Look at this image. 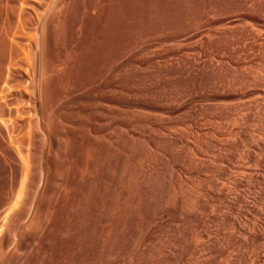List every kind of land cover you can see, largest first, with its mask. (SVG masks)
Instances as JSON below:
<instances>
[{
  "label": "bare ground",
  "instance_id": "bare-ground-1",
  "mask_svg": "<svg viewBox=\"0 0 264 264\" xmlns=\"http://www.w3.org/2000/svg\"><path fill=\"white\" fill-rule=\"evenodd\" d=\"M139 1L0 0V264H133L136 263L135 261L139 259V254H141V244H138L136 234V227L138 226L135 223H140L139 221L146 215L144 214L142 216L141 213L144 212L141 209V204L144 201L143 206L147 203L146 206H149L148 209L151 208L149 211H152V214L150 213L151 223L152 218H162L163 214L160 212L162 214L160 216V213H158V210L162 211L160 207H171L174 203L176 205L180 203V207L178 208V210L180 209V216L181 213L191 215V209H194L193 212H195V215L196 213H200L197 210H201L202 213L204 210H212V207L208 209L213 204L211 200V205L209 203L210 206L208 207L206 201L204 202L205 198L199 194L200 190H196L195 192L189 191L191 190V188L187 189L189 184L187 186L183 185V181L180 180L179 175L175 180L174 178H170L171 176L167 181L163 179L160 181L158 179L160 177H157L158 174L156 173L159 171L155 172L158 167H152L154 164L151 163L162 157L164 152L166 154L167 148L165 149L166 151L164 150L165 147L162 149L160 147L161 142L169 143L170 146L168 144L167 146L170 148V151H176L179 147H184L179 150H183L184 156L191 161L195 160L194 151L201 155L205 152V150L202 152L204 147L206 151L208 150L212 153L211 155L215 154V163L217 162L220 165H213L214 162H211V164L213 163L211 165L209 158L208 164L210 166L208 167V164L205 165L206 163L204 165L210 168L213 171L212 173H215L214 175L220 174L218 176H221V178L224 176L226 178L229 177L227 178L229 181L231 178L236 179L238 181L236 185L237 189L234 186L235 182L232 180V188H230V184L229 188L224 187V184L227 183L224 180V182L220 180L224 183L223 187L225 189L227 188V191L222 190V187L219 188V183L213 182L212 180L210 181L211 183L207 182L210 186L206 184V187L211 188V191L205 189L208 191L204 195H210L209 198L216 199L217 202H224L227 207L229 206L228 208L234 207L237 204H234V200L232 201L230 198L239 201L238 206L240 202L248 206L246 212L248 211L247 213L248 216L250 215V218L244 216L246 220L245 223L242 221V224L239 221L242 218V216L240 217L241 214H236L238 216H235L234 212H232L237 209L236 206L235 210L231 208L232 211H230L223 203L221 204L230 211L227 210L228 214L226 215L224 211L223 214L225 216L231 214L230 216L234 215L235 217L232 216V218L229 216L230 218L227 219L223 215L226 218L225 220L223 216L221 218L218 215L221 218L220 224L216 223L219 224V228H215L214 226V230L210 227L211 231H208L209 233L217 232L219 236L217 235V237L213 238L210 233L213 240L209 237L210 241H204L206 244L204 242L202 243L205 246H203L204 248L198 246L200 250L202 248L204 249H202L203 253L201 251L199 253L198 250V256L194 253L195 251L197 252V249H194L196 248V244L195 247L192 246L194 249L193 256H195L196 260L194 264H264L263 225L259 229L261 226L259 224L261 221L259 222V220L264 217V207H262L264 206V57L263 60L248 59L249 61L239 58L241 53L246 54L251 51L249 52L251 54L255 50L264 51V6L261 7L263 13H259L263 17V20L257 14L239 12V10H234V14L230 16L218 15L216 7L211 4L204 5L200 9L203 10L201 12L197 10L199 13L193 11L192 14L188 10L191 16L186 15V18L184 17L185 20H182L183 22L178 28H176L177 26L172 27L174 30L171 31L170 27L168 32H166L168 28L164 30L166 35L163 33V39H159L160 42H163L162 47H164V42L168 44L169 41L174 42L173 44H180L178 45L179 47L184 44L185 50L183 49L184 47L182 49L185 51H183L185 53L184 58L186 56L187 58H182V60L177 57L182 61L177 59L179 61L175 64L177 68L174 65L172 68L174 67L176 69L173 70L179 79L181 78L180 82L185 88H187L186 86H192L193 89H204L203 93H200V90L198 91L200 95L195 94V99L197 97L198 101H205L206 103L203 102L205 104L208 103L207 101H210L206 106L207 108L202 107L201 102V108L199 104L197 107L200 108L199 110L203 109L206 111L204 112L202 110L206 114H202L203 112L199 114L204 117L202 118L201 116L202 119H205L206 122H208L207 120H212L215 123L208 127L204 123L205 128L201 129L199 127L201 130L198 128L196 134L192 131L194 133L193 135L191 130V134L187 131L189 136L191 135L192 138L194 137L196 139L195 142L197 143H194V146L192 145L193 148L190 143H187L189 142V138L185 134V131L181 135L179 130H173L175 125H161L162 120L159 124L158 119L155 122L150 119L154 115L152 111L153 115L150 117H147L148 115L145 116L148 113H145L143 109H146L147 106L145 107L141 104L139 102L140 99L137 100L138 102H134V100L127 101L125 98L127 94L125 92L126 90L124 91L125 74L130 76L125 71H127V67L131 66L129 65L130 63L134 65V68L138 64L134 61V56L137 54V49L140 48L138 47L141 36L139 35V13L141 11H139L140 8L138 7ZM243 2H250L253 5L259 4L257 0H244ZM126 4L130 6H126L127 9L132 7L128 13L126 12L128 15L122 14V9L125 8L124 6ZM244 5L247 6L246 4ZM188 8L190 9V6ZM127 9L124 10L126 11ZM148 9L146 8V10ZM185 12L187 13V11ZM194 13L197 14L195 15ZM179 18L181 19V17ZM151 20L154 21L153 19ZM247 21L252 23L253 26L249 28L248 25L246 27ZM242 22L246 28L240 26L243 24ZM245 22L247 23L245 24ZM143 26L145 27L147 25ZM159 27L157 26V28ZM125 31H128L130 35L127 34V36ZM141 31L144 30L142 29ZM158 32L154 35L157 36L159 34L158 36H160L161 33ZM124 33L127 36L126 39L124 38ZM144 35L147 39V35ZM150 37L152 38V36ZM143 38L140 39V43H142L141 40L146 41ZM158 41L156 40V43ZM158 44L160 43L158 42ZM157 47L159 48V46ZM176 48L174 51H176ZM162 51L166 52L164 49ZM187 51L189 57L191 55L190 53L194 54L195 52L198 55L200 54V56L204 55L202 58L199 56L201 59L206 58L200 60V58H196V55H193L192 57L194 59L192 57L188 59ZM152 52L156 53L155 49ZM126 57H128L130 63L128 62L129 60L126 61ZM252 57L255 58L256 55ZM175 60L173 61L175 62ZM166 61L169 62V60L165 59V63ZM127 62L129 66L125 65ZM163 63L162 65L167 66V63ZM165 66L163 67L165 68ZM137 68H135L136 71L142 69L141 67L140 69ZM170 68H168V72H165L166 74L169 73ZM254 68L259 69V71H254ZM174 71L172 72L173 75ZM129 73L131 74V72ZM152 74L150 71L151 76ZM164 74L159 76L163 77ZM169 75L171 76V73L167 76ZM170 76L167 78L173 77ZM164 77L166 80V76ZM174 79L172 80L174 81ZM176 81L179 80L177 79ZM155 84L156 82H154ZM249 84L257 87L244 90ZM126 88L129 89V86ZM156 90L155 92H157ZM205 90L206 92L204 93ZM128 92L130 94V91ZM182 94L184 95V92ZM166 96L158 99L162 100V103L163 100L164 103L175 100L172 99L173 97L169 96L170 99ZM146 98L148 99L149 97L147 96ZM190 99L192 100L179 101V99L178 101L180 103L174 104L173 110L182 112H186L187 110L190 112L192 110L190 112L191 115L193 109L195 111L198 109H196L197 107L193 108L197 105L193 103L195 99ZM158 102L160 103V101ZM162 103L160 104L162 105ZM166 103L165 105L168 104ZM168 106H171V104ZM167 109L162 108V110L166 111L165 113H167ZM147 110L145 111L147 112ZM199 110L198 113H200ZM156 113L155 111V115ZM198 113L196 114L198 115ZM178 114L180 115V113ZM156 116L160 117L158 115ZM196 123L194 122L193 124L196 125ZM220 123H225L226 125L223 124V126H220ZM208 124L211 123L208 122ZM197 125L199 126L200 124L198 123ZM197 125L195 126L196 129ZM177 131L179 134H177ZM144 132L147 134H144ZM231 148L235 149V151L233 149L231 151ZM142 150L144 155L139 158L140 151ZM175 151L173 153H176ZM172 156L170 154V157ZM181 156L183 157V155L179 157ZM141 158L144 160H141ZM147 158L153 160L151 161ZM146 159L148 162L151 161V163L149 162L151 165ZM203 159L201 162L205 160ZM191 161L186 162L190 164ZM167 163L170 165V162ZM194 163L197 164L196 162ZM188 167L190 168V165ZM167 169L168 167L165 170L167 171ZM185 169L188 168L185 167ZM203 171L205 172L204 169ZM212 179H215V177ZM197 180L199 181V179ZM216 180L218 181V179ZM198 181L196 182L198 183ZM202 181L204 182L203 179ZM204 185L201 187H204ZM201 187L199 189H202ZM247 193L249 195L252 193L250 198L254 199L251 200L248 197L249 199L246 200ZM177 200H179V203H177ZM247 201H250V203H247ZM259 202L261 205L258 204ZM239 207L238 209H241L242 206L240 205ZM221 209L223 210V208ZM214 214L216 215V213ZM155 215H159V217ZM199 216L196 215V217ZM167 217L169 218V216ZM129 219L136 221L133 224L136 227L132 226L131 232L129 231V234L131 233L130 235H132L130 239L132 249L130 250L128 248L131 251L128 260L123 254L124 251L126 253V250L123 251L125 245L123 244L122 236L125 233L123 231ZM210 219L212 218L210 217ZM141 223L139 225L145 228L146 233L141 232L148 234L149 226L148 228L147 226L145 227L144 224L146 222H143L144 224ZM156 224L158 223L156 222L153 225L155 226ZM194 224L196 227L197 223ZM189 226L191 225L189 224ZM195 227L193 228L195 229ZM229 227L231 228L229 229ZM178 228H181V230L184 229L182 227ZM235 229L239 235H236V233L234 235ZM196 230L193 231L194 233L191 232L190 236L188 235L191 240L195 238L193 235H196V237L201 235L202 237L203 233L200 234L202 231ZM177 231L179 232V230ZM165 234H162V236L160 234L158 235L165 237ZM125 236L127 235L125 234ZM183 236L181 232V236L180 234L179 236L173 235L172 238L178 243L177 245L180 244L183 248H186L191 243L186 244L188 243V239ZM242 236L247 237L241 238ZM245 238H248V241L244 240ZM130 241L127 240V242ZM193 241L196 240L193 239ZM193 241L192 245L195 243ZM198 242L200 241L198 240ZM259 244H262V251L260 248L259 251L256 250L260 246ZM146 246H143V248ZM159 247V250H161V245ZM189 247L191 248V246ZM174 248L171 249L176 250L179 255L186 251L184 249L185 251L182 252L183 249L180 250L181 247L178 249V246ZM162 249L164 250V248ZM179 250L182 253H179ZM149 251L151 252V250ZM169 253V257H172ZM186 253L187 251L182 255L186 256ZM191 253H187L189 257L192 255ZM160 257L157 259L160 260ZM190 259L188 260L190 261ZM182 260L185 261V259ZM188 260L186 261L188 262ZM193 261L194 258L192 259ZM192 262L189 264H193Z\"/></svg>",
  "mask_w": 264,
  "mask_h": 264
},
{
  "label": "rangeland",
  "instance_id": "rangeland-1",
  "mask_svg": "<svg viewBox=\"0 0 264 264\" xmlns=\"http://www.w3.org/2000/svg\"><path fill=\"white\" fill-rule=\"evenodd\" d=\"M150 1H151V0H149V1H148V0H140L139 2H140L141 4H140V3L138 4V5H139L138 7L140 8V9H139V8H138V9H139V11L141 10L140 13H139V15H140V19H139V25H140V26H139V35H141V36H140V39H142L143 37H145L144 34H146V35H147V39H146V37L143 38V39H145V40L147 41V43H146V41H144V40H141L142 43H140V39H139V42H138L139 45H138V47H140V48H138L139 50L137 49V54H138V55L136 54L137 57L139 56V58H137L136 55L134 56V58H135L134 61L138 63V64L136 65L135 68H137L138 65H139L138 68L140 69V67H141L142 69H140L139 71H138V70L136 71V69L133 67L134 65H132V64L130 63V60L128 59V57H126V59H127L126 61L129 60L128 62H129L130 64L127 62V64H125V65H128V64H129V65H131V66H129V65H128L129 67L125 66V67L128 68V69H126L127 71H125V73H128V75H130V76H127V74H125V76H126L127 78L125 77V81H124V85H125V86H124V91L126 90L125 92H126L127 94H129L128 91H130V94H129V95H127V94L125 95V94H124V95L126 96L125 98L127 99V101H128V100H130V101H131V100H132V101L134 100V102H138L137 100L140 99L139 102H140L141 104H143L145 107L147 106L146 109H143L145 113H148V114H145V116L148 115L147 117H150V116L153 115V113H154V115H153L154 118H153V116H152V117H150V119L154 120L155 122H157V121L159 120V121H158L159 124L162 122L161 125H166V126H167V125L170 126V125L173 124V126L175 125V127L173 128V130H175V131H176V130H179V131H180V134H181V133L183 134L184 131H185V134H186V135L188 136V138H189V139H188L189 142H187V143H190V144H191V147H193V146H194L193 144H194V143H197V142H195L196 139H195L194 137L192 138L191 135H190V136H191V137H190V136L188 135L187 131L190 132V130H191V132L194 131L195 134H196V133L198 132V128H199V127H200L201 129L205 128V127H204V123H205V126H207V127H208L209 125H210V126H211V125H214V123H215V121L207 120L209 123H211V124H208V122H206L205 119H202V118H204V117H203L202 115H199V114H201V113L204 111L203 109H202L203 111H202V110H199V109L201 108V105H202V107L205 108V107L209 104L210 101H207L208 103L205 104V103H206L205 101H202V102H201V101H198L197 97H196V99H195V96H196L195 94H196V93L199 94V92H200V93H201V92L203 93V90H204V89H203V90H200L199 88H194V89H193L192 86H190L191 88H190L189 86H186L187 88H185V86H183L182 83L180 82V81H181V80H180L181 78L179 79V77L177 76V74H176L175 71H174V70H176V69H175L174 67L172 68L173 65L177 68V66H176L175 64H176V62H177L178 60H179V61H182V60H183L182 58H184V56H185V53H183V51L185 50L184 44L181 43L183 46L181 45V46L179 47L178 45H180V44L177 45V44L175 43V44H176V45H175V44H173L174 42H172V41L170 42V41H169L168 44H166L167 42H166V43L164 42V47H165V44H166V47L164 48V47H162L163 42H160L159 39H163V37H164V36H163V33L165 32L164 30H166L167 28H168V30H166V32L169 31V28H170V27H171V31H172V30H174V28H172V27H176V26H177L176 28H178V26H181L182 22H183V21L185 20V18H186V17H185L186 15H187V16H188V15L191 16V13L193 14V11H194V12H197V13L203 11V10H200V9H201L202 7H204V5L206 6V5H208V4H211L212 6H215L216 9H217V11H218V12H217L218 15L221 14V15H223V16H230V15H233V14H234V13H233L234 10H239V12H246V13H249V14H257V15H259V17H261V15H260L259 13H263L262 10H261V7L264 6V0H257V2L259 3L258 5H253V4H251L250 2L245 3V2H243L244 0H152V1H151L152 4H150V3H151ZM144 2H145V3H144ZM146 2H147L148 4H147ZM145 4H146V5H145ZM244 4H246L247 6H245ZM129 5H130V4H129ZM149 5H150V6H149ZM188 5L190 6V9L188 8V7H189ZM126 6H127V7H130V6H128V4H126V5L124 6L125 8H123V6H122V8H123V9H122V11H123L122 14H127V13L129 12V10L132 8V7H131V8H128V9H127ZM148 7H150V8L148 9ZM146 8H147L148 10H146ZM151 8H152V9H151ZM154 8H155V9H154ZM185 8H186V9H185ZM124 9H127V10L125 11ZM188 10L191 11V13L188 12ZM197 10H200V11L198 12ZM152 11H153V12H152ZM185 11H187V13H186ZM124 12H125V13H124ZM126 12H127V13H126ZM151 12H152L153 14H152ZM188 13H189V14H188ZM197 13H194V14L196 15ZM127 15H128V14H127ZM127 15H126V16H127ZM150 15H151V17H150ZM152 15H153V16H152ZM177 15H178V16H177ZM262 15H263V14H262ZM122 16H124V15H122ZM126 16H125V18H126ZM154 16H155V17H154ZM146 17H147V18H146ZM148 17H149V18H148ZM176 17H178V18H176ZM179 17H181V19H180ZM184 17H185V18H184ZM142 18H143V19H142ZM144 18H145V19H144ZM175 18H176V20H175ZM262 18H263V17H261V19H262ZM123 19H124V18H123ZM141 19H142V20H145V21H142ZM146 19H147V20H146ZM150 19H153L154 21H152V20L150 21ZM263 19H264V18H263ZM263 19H262V20H263ZM160 20L162 21L161 23H160ZM182 20H183V21H182ZM148 21H150L151 23L148 22ZM156 21H157V22H156ZM165 21H166V22H165ZM167 21H168V22H167ZM177 21H178V22H177ZM263 21H264V20H263ZM140 22H141V23H140ZM174 22H175V23H174ZM180 22H181V23H180ZM247 22H248V21H247ZM247 22H245V24H246ZM143 23H144V24H143ZM147 23H148V24H147ZM162 23H163L164 25H163ZM173 23H174V24H173ZM242 23H243V22H242ZM242 23H241V24H242ZM248 23H249V24H248ZM248 23L246 24V25H247L246 27H248V25H249V28H250V26H251V27L253 26L252 23H250V22H248ZM141 24H142V25H141ZM149 24H150V26H149ZM158 24L160 25V27H159ZM177 24H178V25H177ZM179 24H180V25H179ZM143 25H147V26L144 27ZM161 25H162V26H161ZM171 25H173V26H171ZM142 26H143V28H142ZM153 26H154L155 28H154ZM157 26H158L159 28H157ZM168 26H169V27H168ZM240 26H242L243 28H246V27H244V26H245L244 23H243L242 25H240ZM152 27H153V30H152ZM163 27H164V28H163ZM146 28H147V29H146ZM148 28H149V29L151 28V29L149 30ZM142 29H143L144 31H141ZM161 29H162L163 31H162ZM148 30H149L150 32H149ZM158 31H159V32H158ZM161 31H162V32H161ZM125 32H126V35H127V34L130 35L128 31H125ZM127 32H128V33H127ZM145 32H146V33H145ZM154 32H156V33H154ZM157 32H158V33H161V34H160L161 37L158 36L159 34H158L157 36L154 35V34H157ZM152 33H153V35H154L155 38L153 37V35H151ZM169 33H170V32H169ZM148 34H150V35H148ZM164 34H165V33H164ZM124 35H125V33H124ZM126 35L124 36L125 39H126L127 36H128V35H127V36H126ZM165 35H166V34H165ZM148 36H149V37L152 36V38H154L153 40H155V39H156L157 41L159 40L158 42H159L160 44H158V42L156 43V40H155V42H153V40H151L152 38H151V37L149 38ZM162 36H163V37H162ZM159 37H160V38H159ZM157 38H158V39H157ZM148 39H150V40H148ZM143 43H144V44L146 43V44L144 45ZM151 43H153V44L151 45ZM170 43H171V44H170ZM179 43H180V42H179ZM148 44H149V45H148ZM154 44H155V45H154ZM141 45H142V46H141ZM143 45H144V46H143ZM160 45H161V46H160ZM170 45H171V46H170ZM172 45H174V46L172 47ZM157 46H159V48H158ZM176 46H177V48H176ZM143 47H144V48L146 47V48L144 49ZM147 47H148V48H147ZM151 47H152V48H151ZM155 47H156V48H155ZM160 47H162V48H160ZM169 47H170V49H169ZM183 47H184V48H183ZM142 48H143V49H142ZM166 48H167V49H166ZM175 48H176V51H174ZM178 48H179V50L177 51ZM182 48H183L184 50H183ZM151 49H152V50H151ZM154 49H155L156 53H155V52H154V53L152 52V51H154ZM162 49H164V51H166L167 54H166V52H163ZM142 50H143V51H142ZM146 50H147V51H146ZM158 51H159V52H158ZM161 51L163 52V54H162ZM211 51L213 52V50H211ZM256 51H257V50L253 51V52H254V55H253V52H252L251 54L249 53V52H251V51L247 52L246 54H245V53H241V54L239 55V58L242 59V60L247 59L246 61H249V60H251V59H252V60H258V59L260 60V59H262V60H263V57H264V56H262V55H264V51H261V50H259V51H257V52H256ZM139 52H140V53H139ZM144 52H145V53L147 52V54L149 53L150 55H149V54L147 55V54H145ZM168 52H169V53H168ZM170 52H171V53H170ZM184 52H185V51H184ZM189 52H190V51H189ZM191 52H192V51H191ZM255 52H256V53H255ZM260 52H261V53H260ZM159 53H160V54H159ZM172 53H173V54H172ZM178 53H179V54H178ZM181 53H182V54H181ZM140 54H142V55H140ZM144 54H145V55H144ZM152 54H154V55H152ZM158 54H159V55H158ZM161 54H162V55H161ZM169 54H170L172 57H171V56L169 57ZM176 54H177V55H176ZM186 54L188 55V59H190L193 55H194V56L196 55V58H197V57H198V58H200V57L202 58V57L204 56V55L200 56V54L198 55L197 53L194 52V54L190 53L191 55H190V57H189L188 51H187ZM212 54H213V53H212ZM260 54H261V55H260ZM129 55H130V54H129ZM131 55H132V54H131ZM157 55H158V57H157ZM166 55H167V56H166ZM178 55H179V56H178ZM182 55H183V56H182ZM242 55H243V56H242ZM244 55H245V56H244ZM247 55H248V56H247ZM250 55H251V57H250ZM255 55H256L257 58H256V57H255V58L252 57V56H255ZM145 56H147V57H145ZM151 56H152V57H151ZM162 56H163V57H162ZM173 56H174V57H173ZM181 56H182V57H181ZM199 56H200V57H199ZM246 56H247V58H245ZM261 56H262V57H261ZM144 57H145V58H144ZM155 57H157V58H155ZM177 57H179V58L182 59V60H180V59L177 58ZM249 57H250V58H249ZM258 57H259V58H258ZM140 58H142V59H140ZM147 58H148V59H147ZM186 58H187V56H186L184 59H186ZM192 58L194 59V57H192ZM196 58H195V60H196ZM201 58H200V60H203V59L206 58V57H204L203 59H201ZM145 59H146V60H145ZM161 59H162V60H161ZM163 59H164V60H163ZM165 59H166V60H169V62H170V63L172 62V63L170 64L168 61H166V63H167V64H166V63H165ZM172 59H173V60L176 59L175 62H174ZM177 59H178V60H177ZM193 59H191V60H193ZM248 59H249V60H248ZM148 60H149V61H148ZM157 60H158V62H159L160 64L157 62ZM126 61H125V62H126ZM140 61H141V62H140ZM162 61H163L164 63H163ZM179 61H178V62H179ZM198 61H199V59H198ZM263 61H264V60H263ZM152 62H153V65H152ZM146 63H148V64H146ZM155 63H158L159 65H158V64H155ZM162 63H163V64H166L167 66L162 65ZM168 63H169V64H168ZM140 64H141V65H140ZM142 64H143V65H142ZM150 65H151L152 67H151ZM155 65H156V67H154ZM170 65H171V66H170ZM146 66H147V68H146ZM161 66H162V68H160ZM163 66H165V68H164ZM149 67H151V68H149ZM153 67H154V68H153ZM166 67H167V68H166ZM169 67H171L170 70H169V73L166 74L165 72H168V68H169ZM138 68H137V69H138ZM144 68H145L146 71L144 70ZM243 68H244V67H243ZM252 68H253V67H252ZM252 68H251V69H252ZM130 69H131V70H130ZM156 69H157V70H156ZM161 69H162V70L165 69V70L162 71ZM173 69H174V70H173ZM244 69H246V68H244ZM254 69H255L254 71H257V72L259 71V69H258V70H257L256 68H254ZM160 70H161V72H160ZM134 71H135V72H134ZM144 71H145V72H144ZM150 71H151V74L153 73L152 76L150 75ZM173 71H174V75L176 74L177 77H176V76L174 77V75L172 74ZM129 72H131V74H130ZM132 72H133L134 74H133ZM140 72H141V73H140ZM162 72H164L166 75H165L164 73H162ZM137 73H138V74H137ZM158 73L164 74V76H166V80H165V77H164L163 75H162L163 77H160L159 75H161V74H158ZM170 73H171V76H170V75H169V76H170V77L173 76L175 79H174L173 77H172V78H167V77H169V76H167V75L170 74ZM259 73H261V72H259ZM156 74H157V75H156ZM135 75H136V76H135ZM140 75H142V76H140ZM146 75H147V76H146ZM153 75H154V76H153ZM155 75H156V76H155ZM144 76H145V77H144ZM128 77H129V78H128ZM132 77H133V78H132ZM138 77H139L140 79H139ZM143 77H144V78H143ZM148 77H149V79H148ZM156 77H157V78H156ZM159 77H160V78H159ZM135 78H137V79H139V80H137V79H135ZM152 78H153V79H152ZM154 78H155L157 81H156ZM144 79H145V80H144ZM151 79H152V81H153V80H154V81L152 82ZM172 79H174L175 82H174ZM177 79H178L179 81H176ZM131 80H132V81H131ZM159 80H160V82H158ZM163 80H164V81H163ZM167 80H169V81H167ZM127 81L130 82V83H128ZM133 81H134V82H133ZM136 81H137V82H136ZM142 81H143V82H142ZM171 81H172V82H171ZM140 82H142V83H140ZM144 82H145V83H144ZM148 82H149V83H148ZM154 82H156V84H158L159 86L155 84V85L157 86V87H156V86L154 85ZM168 82H170V83H168ZM136 83H137V85H135ZM139 83H140V84H139ZM164 83H165V84H164ZM144 84H145V85H144ZM146 84H147V85H146ZM148 84H149V85H148ZM160 84H161V85H160ZM163 84H164V86H163ZM132 85H133V86H132ZM141 85H143V86H141ZM165 85H166V87H165ZM179 85H181L182 87L179 86ZM127 86H129V89L126 88ZM135 86H136V87H135ZM148 86H149V87H148ZM169 86H170L172 89H173V88H174V89L172 90ZM172 86H173V87H172ZM174 86H175V87H174ZM247 86H248V87H246L244 90H246V89H247V90H248V89H252V87H253V88L255 87V85H253V84H249V85H247ZM130 87H131V88H130ZM133 87H134V88H133ZM141 87H142L144 90H143ZM144 87H146V88H144ZM147 87H148V88H147ZM154 87H155L157 90H156ZM159 87H160V88H159ZM168 87H169V88H168ZM188 87L190 88L191 91H195V92H191V91L189 90ZM249 87H250V88H249ZM256 87H257V86H256ZM256 87H255V88H256ZM125 88H126V89H125ZM139 88H140V89H139ZM165 88H167V89H165ZM177 88H179L180 90L177 89ZM184 88H185L186 90H185ZM141 89H142V90H141ZM154 89H155L157 92H155ZM158 89H160V90H159L160 92L158 91ZM163 89L165 90V91H164L165 93L163 92ZM168 89H169V90H168ZM176 89H177V90H176ZM182 89H183L184 91H183ZM192 89H193V90H192ZM197 89H198V90H197ZM134 90H135V91H134ZM136 90H137V91H136ZM146 90H147V91H146ZM151 90H152V92H151ZM187 90H188V92H187L188 94L186 93ZM199 90H200V91H199ZM139 91H140V93H139ZM161 91H162V92H161ZM166 91H167L168 93H167ZM170 91H171V92H170ZM175 91H176V92H175ZM178 91H183V92H184V95L182 94L183 92H178ZM198 91H199V92H198ZM137 92H138V94H140V95H138ZM149 92H151V93H149ZM158 92L160 93V96H159V93H158ZM169 92H170L171 94H170ZM205 92H206V90L204 91V93H205ZM134 93H135V94H134ZM143 93H144V94H143ZM145 93H146V94H145ZM152 93H153V95H152ZM156 93H158V94H156ZM179 93H180V94H179ZM190 93H191V94H190ZM147 94H148V95H147ZM154 94H156V95H154ZM172 94H173V96H172ZM134 95H135V96H134ZM137 95H138V96H137ZM141 95H144V96H141ZM146 95L149 97L148 99L146 98V97H147ZM166 95H167V96H166ZM182 95H183V96H182ZM199 95H200V94H199ZM130 96H131V97H130ZM133 96H134V97H133ZM150 96H151V97H150ZM155 96H157V98H155ZM158 96H159V97H158ZM163 96H166L167 98L173 97L172 99H175V100H174L175 102H174V101H171V102H170V101H166V100H165L167 103L170 102V103H168V104L165 102V103L167 104V105H165L164 100H163V103L161 102L162 100H159L160 98L162 99ZM169 96H170V97H169ZM175 96H178V97H181V98H178V97H175ZM190 96H191V97H190ZM192 96H193V97H192ZM136 97H137V99H135ZM141 97H142L143 99H142ZM144 97H145V98H144ZM152 97H153V98H152ZM128 98H129V99H128ZM158 98H159V99H158ZM183 98H184V99L186 98V99H185L186 101H187L188 99H189V100H192V99H190V98H193V100L195 99L193 103H194L195 105H196V104H197V105H196L195 107H193V108H196V107L198 106V104H199L200 108L197 107L196 109H198V110L200 111V113H198V110H196V111H197V112H196L193 108H192V109H193V112H194V113L192 112L191 115H190V112H191L192 110H190V112H189V110H187L188 112H187V111H186V112H182V111H176V110H173V106H175L177 103H180L179 101H185ZM154 99H155V100H154ZM170 99H171V98H170ZM176 99H177V100H176ZM179 99H180V100H179ZM147 100H148V102H147ZM178 100H179V101H178ZM196 100H197V101H196ZM144 101H145V102H144ZM156 101H157V102H156ZM158 101H160V103H162V105H161ZM176 101H178V102H176ZM153 102H154V104H153ZM173 102H174V103H173ZM196 102H199V103H196ZM200 102L202 103L201 105H200ZM203 102H205V103H203ZM140 103H138V104H140ZM158 103H159V104H158ZM193 103H192V104H193ZM147 104H148V105H147ZM170 104H171V106H168V105H170ZM174 104H175V105H174ZM194 104H193V106H194ZM150 105H151V106H150ZM204 105H205V106H204ZM155 106H157V107L155 108ZM159 106H161V107L159 108ZM162 106H164V107H162ZM145 107H144V108H145ZM148 107H149V108H148ZM150 107H151V108H150ZM168 107H169V108H168ZM153 108H154L155 111L157 112L156 115H158V116H160V117H157V116L155 115V111H154ZM162 108H163V109H165V108L167 109V108H168L167 110H168L169 112L167 111V113H165L166 111L162 110ZM206 108H207V107H206ZM147 109H149V110H147ZM158 109H159V110H158ZM145 110H147V112H146ZM160 110H161V111H160ZM206 110H207V109H206ZM151 111H152L153 113H152ZM159 111H160V112H159ZM173 112H174V113H173ZM195 112L198 113V115H197ZM204 112H206V111H204ZM204 112H203L202 114H206V113H204ZM158 113H159V114H158ZM160 113H162V114L160 115ZM168 113H169V114H168ZM178 113H180L181 116H180ZM165 114H166V115H165ZM171 114H172L173 119H171V118H172V117H171ZM185 114H187V115H185ZM162 115H163V116H162ZM174 115H175V116H174ZM178 115H179V117H180L181 119L178 117ZM182 115H183L184 117H183ZM192 115H193V116H192ZM194 115H195V116H194ZM164 116H165V118H164ZM166 116H167V117H166ZM187 116L189 117V119H188ZM201 116H202V118H201ZM155 117H156V118H155ZM161 117H163L164 119L161 118ZM175 117H176V118H175ZM191 117H192V118H191ZM195 117H196L197 119H196ZM159 118H160V119H159ZM177 118H178L179 120H178ZM186 118H187L188 120H187ZM199 118H200V119H199ZM155 119H156V120H155ZM157 119H158V120H157ZM166 119H167V120H170L171 122H170V121H167ZM176 119H177V121H176ZM190 119H191V120H190ZM198 119H199V120H198ZM161 120H162V121H161ZM183 120H184V122H183ZM185 120H186V121H185ZM193 120H194L195 123L197 122L196 125H197L198 123L200 124L199 126L197 125V129L195 128L196 125L193 124V123H194ZM195 120H196V121H195ZM200 120H202V121H200ZM203 120H205V121H203ZM160 121H161V122H160ZM165 121H166V123H164ZM181 121H182V122H181ZM198 121H199V122H198ZM210 121H211V122H210ZM172 122H173V123H172ZM176 122H177V123H176ZM179 122H180L181 124H183L184 126H183V125L181 126V124H180ZM192 122H193V123H192ZM174 123H176V124H174ZM191 123H192V125H194V126H192ZM223 124H225V123H220L219 125H220V126H221V125L223 126ZM177 125L180 126V127L178 128ZM188 125H189V126H188ZM225 125H226V124H225ZM186 126H187V129L185 130ZM217 126H218V124H217ZM183 127H184V128H183ZM207 127H206V128H207ZM180 128H181L182 130H181ZM192 128H193V129H192ZM200 128H199V129H200ZM194 129H196V130H194ZM201 129H200V130H201ZM146 132H147V131H146ZM191 132H190V134H191ZM147 133H148V132H147ZM147 133L144 132V134H147ZM177 134H179L178 131H177ZM182 134H181V135H182ZM185 134H184V136H186ZM193 134H194V133L192 132V135H193ZM147 136H148V135H147ZM147 136H146V137H147ZM185 138H186V137H185ZM190 138H191L194 142H193L192 140L190 141ZM229 139H230V138H229ZM163 143H164V142H161L160 147H162V149L165 147L164 150L167 148L166 150L170 152L171 156H172V154H173L172 157H170L169 152H167V151L165 150V151H166V154H165V152H164V155H165V156L163 155L165 158L162 156L163 158H162V157L159 158V159H161V160L157 159V160H154V161H153L154 163H153V162L151 163V161H152L153 159H151V158H147L148 160H149V159L151 160V161H149L151 164H154V165H155V166L152 165V167H154V168H155V167H156V168L158 167V168L155 170V172H156V171H159V172L156 173V174H158L157 177H160V178H158V179H159L160 181H162V179L167 181V180H169L170 178H174V180H175L176 177H179V176H180V180L183 181V183H182L183 185H186V186H187V184H189L188 187H187V189H188V188H191V190H189V191H194V192H195L196 190H197V191L200 190V191H199V192H200L199 194H201V196H203V197L205 198V199H204V198H203V199H204V202L206 201V203L208 204V207L211 205V203H213L215 206L212 204V206H210V207L208 208V209H210V208L212 207V210H211V209H210V210H204L205 212L203 211V213H202L201 210H197V211L200 212V213H198V214L196 213L197 216L200 215L199 217H196L195 212H193L194 209H191V211H192V212H191V215H190V214H189V215H188V214H187V215H184L185 213H181V216H180V215H179V213H180L179 210H180V209L178 210V208L180 207V203L178 202L179 200H177V203H179V204L176 205V203H174L173 206H175V207H173V206H171V207H170V206H167V207H166V206H162V207H160L161 210L164 211L165 213L162 212V211H160V210H158V211H159L158 213L161 212L163 215L160 213L159 215H160V216L162 215V218H156V217H155V219L152 218V223H153V224H155L156 222L158 223V224H156V225L154 226V225L151 223V218H150V217H151V214H152V211H151V210L149 211V209H151V208L148 209L149 206H148V207L146 206L147 203H146L145 206H143L144 203H145V201H144V203L141 204V205H142V206H141V207H142L141 209H142L144 212H141V213H142V216H143L144 214H146V215L144 216L145 218L142 217L143 222H146V223L144 224V223L142 222L141 219H140L141 221H139V222H140V223L142 222L141 224H144L145 227L147 226V228H148V226H149V228H148L149 230H148V232H147L148 234H144V233H146L145 228L142 227V225H139L140 223L136 222V221L133 220V219H129V221L127 222V225L125 226V229H124V231H123V232H125V233H124L123 236H122V239H123V241H124L123 244L125 245V246L123 247V251L126 250V253H125V251H124L123 254H124V257H125L126 259L129 260V254L131 253L130 250L132 249L131 246H130V245H131V244H130V243H131L130 239H131L132 235H130L131 233L129 234V231L131 232V230H132V226H133V227H136L135 225H137V226L139 227V229H138V227H136V228H137V229H136V234H137L138 244H139V243L141 244V247H140V249H141V250H140V253H141V254H139V256H140L139 259H137V261H135L137 264H150V263H151V264H157V263H158V264H162V262H163L164 260H165V261H164L165 263L163 262V264H177V263H178V264H182L183 262H184V264H185V263L187 262L186 260L190 259L191 256H193L194 253H196V255L199 254V253H201V252L203 253L202 249H203L205 246H204V244H202V243H203L204 241L208 242L207 240L210 241V239L213 240V238L217 237V235L219 236V234H218L217 232H216V233L210 232V233H211V236L213 237V238H212V237L210 236L209 231H211L210 227L213 228V229H214V226H215V228H219V224H220V222H221L220 220H221V218H222L221 216L224 215V214H223L224 211L226 212V213H225V215H226V214H228V213H227V210H228V209H229L230 211H232V209L235 210V206H236V208L238 209V207L241 205V206L244 208V210H243V208L241 207V209H238V212H237V209H236L235 211H232V212H234V215H235V216H238L239 214H241L240 217L242 216V218H244V219L242 220V218H241L239 221H240L242 224H243V222L245 223V220H246L244 216H247V218H250V215L248 216V213H247L248 211L246 212L248 206H247V205H244L245 203H241V202H240V204H239V206H238L237 204L239 203V201H235V199L230 198V200H232V201L234 200V204H235V203H237V204H235L234 207H230V208H228L229 206L227 207V205L224 204V202H222V203L228 208V209H226L225 206L221 205V204H222L221 201H220V202H219V201L217 202L216 199H213V198L210 199V198H209L210 195H209V196H208V194H207V195H204V194H206V191H208V190L211 191V188H209V187L207 188V187H206V184H207V182H210V181H212V180H213V182H214V181H215V182H218V183H219V188L222 187L221 189H222V190H226V191H227V188H229V184H230V188H232V187H231V186H232V183H231V182L234 181V182L236 183V184L234 183V186H235L236 189H237V186H236V185L238 184V183H237L238 181H237L236 179H235V180H236V181H235L234 178H233V179L231 178L232 181H231V180L229 181V179H227V178H229V177L226 178L224 175H223L224 177L221 178V176H218V175H220V174H216V175H214L215 173H212L213 171H211V169L208 168V167L210 166V165L208 164L209 159H210V162H209L210 164H211V162H214V164L212 163L213 165H217V164H218L217 162L215 163V161H216V159H215V157H214L215 154H214V155H211L212 153L209 152L208 150L206 151V149H205V147H204V148L202 149V152H203V150H205V152H203L204 154L202 153V154L200 155V154H198V153H196V152L194 151V153H195V160H194V161H191V160H189V158H186V156H184V154H183V150H179V149H183L184 147H182V148L179 147L176 151H175V150H171V151H170V148L168 147V146H170L169 143H167L168 146H167L166 142H165L164 144H163ZM162 144H163V145H162ZM190 144H189V145H190ZM192 145H193V146H192ZM182 146H183V145H182ZM193 148H194V147H193ZM232 149H233V148H231V151H232ZM178 150H179V151H178ZM174 151H175L176 153H173ZM181 151H182V152H181ZM233 151H235V149H233ZM177 152H178V154H177ZM206 152H208V153H207L208 155L206 154ZM209 154H210V155H209ZM142 155H144V154H143V150L140 151V156H139V158L142 157ZM177 155H178V156H177ZM180 155H183V157H182V156H181L182 158L179 157ZM204 155H205V156H204ZM174 156H175V157H174ZM200 156L202 157L201 159H200ZM206 156H207V157H206ZM212 156H213V157H212ZM143 157L145 158V156H143ZM177 157H178V159H177ZM184 157H185V158H184ZM193 157H194V156H193ZM166 158H167V159H166ZM169 158H170V159H169ZM174 158H176V159H174ZM180 158H181V159H180ZM203 158H204L205 160H204ZM208 158H209V159H208ZM147 159H146V160H147ZM179 159H180V160H179ZM182 159H183V160H182ZM186 159H188V160H186ZM196 159L199 160V161H197ZM202 159H203L204 161L201 162ZM207 159H208V161H206ZM141 160H144V159L141 158ZM148 160H147V162H148ZM172 160H174V161H172ZM211 160H212V161H211ZM213 160H214V161H213ZM156 161H157V162L159 161V162L157 163ZM166 161H167V162H170V163H169L170 165H168V163H167ZM175 161H177V162H175ZM181 161H184V162H181ZM186 161H191V162H190V164H189V163H187ZM147 162L145 161V163L148 165L149 162H148V163H147ZM165 162H166V163H165ZM174 162H175V163H174ZM179 162H181V163H179ZM194 162H196L197 164H195ZM199 162H201L202 165H201V163L199 164ZM150 163H149V164H150ZM172 163H173V164H172ZM176 163H177V164H176ZM182 163H183V164H182ZM185 163H186V164H185ZM205 163H206V164H205ZM151 164H150V165H151ZM160 164H161V165H160ZM187 164H188V165H187ZM198 164H199V166H198ZM204 164H205V165L208 164V165H207L208 167L205 166ZM212 164H211V165H212ZM164 165H165V166H164ZM166 165H167V166H166ZM172 165H173V166H172ZM174 165H176L177 167L174 166ZM184 165H185V166H184ZM189 165H190V168L188 167ZM193 165H194V166H193ZM218 165H220V164H218ZM160 166H161V167H160ZM203 166H204V167H203ZM167 167H168V169H170V170L167 169V171H166L165 169H166ZM170 167H171V168H170ZM173 167H174V168H173ZM185 167L188 168V169H190V170H191L192 168H193V169H192L191 171L189 170V171H190V172H189L188 169H185ZM194 167H195V168H194ZM201 167H202V168H201ZM205 167H207V169H205ZM162 168H163V169H162ZM164 168H165V169H164ZM198 168H199V169H198ZM172 169H173V170H172ZM176 169H177V170H176ZM184 169H185V170H184ZM200 169H201V170H200ZM203 169L205 170V172L203 171ZM195 170H196V171H195ZM199 170H200V171H199ZM206 170H208L209 172L206 171ZM172 171H173V172H172ZM176 171H177V172H176ZM183 171H184V172H183ZM186 171H187V172H186ZM198 171H199V173H198ZM161 172H163V173H161ZM167 172H168V174H167ZM174 172H175V173H174ZM196 172H197V173H196ZM202 172H203V173H202ZM169 173H170V174H169ZM171 173H172V174H171ZM176 173H177V174H176ZM185 173H186V174H185ZM194 173H195V174H194ZM208 173H209V174H208ZM173 174H174L175 176H174ZM183 174H184V175H183ZM196 174H200V175H196ZM203 174H206V175L203 176ZM207 174L209 175V177H208ZM210 174H211V175H210ZM212 174H213L214 176H213ZM159 175H160V176H159ZM172 175H173V177H172ZM178 175H179V176H178ZM186 175H187V177H186ZM188 175H189L190 177H189ZM163 176H164V177H163ZM167 176H168V177H167ZM170 176H171V177H170ZM182 176H183V177H182ZM201 176H202V177H201ZM211 176H212V177H211ZM217 176H218V177H217ZM169 177H170V178H169ZM185 177H186V178H185ZM188 177H189L190 179H189ZM191 177H192L193 179L195 178V180H193ZM206 177H207V178H206ZM214 177H215V179H212V178H214ZM183 178H184V179H183ZM196 178L199 179L200 182H199ZM200 178H201V180H200ZM208 178H209V179H208ZM210 178H211V179H210ZM185 179H186L187 181H186ZM202 179L204 180V182L202 181ZM205 179H206L207 181H206ZM216 179H218V181H217ZM226 179H227V180H226ZM159 180H158V181H159ZM188 180H189V181H188ZM220 180H222V181L224 180L228 185H227V184H224V183H223L224 181L221 182ZM192 181H193V182H192ZM196 181H198V183H197ZM219 181H220V182H219ZM163 182H164V181H163ZM188 182H189V183H188ZM229 182H230V183H229ZM184 183H185V184H184ZM195 183H196L198 186H197ZM199 183H200V184H199ZM202 183H203V184H202ZM210 183H211V182H210ZM218 183H217V184H218ZM221 183H222V185H221ZM191 184H192L193 186H192ZM201 184H202V185H201ZM204 184H205V185H204ZM223 184H224L225 186H224ZM199 185H200V186H199ZM203 185H204V187H201V186H203ZM207 185L210 186L209 183H208ZM220 185H221V186H220ZM226 185H227V186H226ZM189 186H190V187H189ZM223 186H224V187H227V188L225 189ZM184 187H185V186H184ZM199 187H201L202 189H199ZM211 187H212V184H211ZM235 187H234V188H235ZM193 188H194V190H192ZM203 188H204V189H203ZM205 189H208V190H205ZM221 189H216V190H221ZM156 190H157V188H156ZM203 190H204V191H203ZM212 190H213V189H212ZM203 192H204V193H203ZM210 193H211V192H210ZM210 193H209V194H210ZM251 194H252V193H250V195H251ZM248 195H249V193H247V195H246V196H247V197H246V200L250 198V195H249V196H248ZM205 196H206V197H205ZM251 196H252V195H251ZM248 197H249V198H248ZM253 197H254V195H253ZM206 198H207V199H206ZM208 199H209V200H208ZM250 199H251V198H250ZM252 199H254V198H252ZM252 199H251V200H252ZM207 200H208L209 202H208ZM210 200H211V203H210ZM251 200H250V201H251ZM215 201H216V202H215ZM250 201H247V203H248V202L250 203ZM204 202H203V203H204ZM206 203H204V204L206 205ZM209 203H210V205H209ZM219 203H220V204H219ZM232 203H233V202H232ZM216 204H217V205H216ZM242 204H243V205H242ZM258 204L261 205L260 202H259ZM218 205H219V206H218ZM232 205H233V204H232ZM177 206H178V207H177ZM213 206L215 207V212H214V207H213ZM220 206H221V208H223V210H222L221 208H219ZM262 207H264V206H262ZM144 208H145V209H144ZM162 208H163V209H162ZM165 208H167V209L165 210ZM174 208H175V209H174ZM216 208H218V209H216ZM231 208H232V209H231ZM239 208H240V207H239ZM263 209H264V208H263ZM142 210H141V211H142ZM167 210H168L170 213H169ZM174 210H175V211H174ZM176 210H177V211H176ZM189 210H190V209H189ZM229 210H228V211H229ZM147 211H149V212H147ZM172 211H173V213H172ZM206 211H207V213H206ZM217 211H218V212H217ZM222 211H223V212H222ZM230 211H229V212H230ZM239 211H240L241 213H240ZM263 211H264V210H263ZM146 212H147V213H146ZM176 212H177V213H176ZM209 212H210V214H209ZM219 212L222 213V214H220ZM235 212H237V213H235ZM245 212H246L247 214H246ZM150 213H151V214H150ZM158 213H157V214H158ZM166 213H167V214H166ZM174 213H175V215H174ZM204 213H205V215H204ZM214 213H216V215H215ZM165 214H166L167 216H169V218H168ZM182 214H183L184 216H183ZM193 214H194V215H193ZM206 214H208V215H206ZM212 214L215 215V216H213ZM229 214H230V213H229ZM232 214H233V213H232ZM236 214H238V215H236ZM243 214H244V215H243ZM245 214H246V215H245ZM147 215H149V216L147 217ZM159 215H155V216H158V217H159ZM164 215H165V216H164ZM170 215H171V216H170ZM218 215H219L221 218L218 217ZM225 215H224V216H225ZM230 215H231V214H230ZM230 215H229V216H230ZM234 215H232V216L235 217ZM175 216H176V217H175ZM178 216H179V217H178ZM202 216H205V217H202ZM212 216H213V217H212ZM224 216H223V219H225V220H226V218L228 219V218L232 217V216H230V217H229V216H225L226 218H224ZM181 217H182V218H181ZM195 217H196V219H195ZM208 217H209V218H208ZM210 217H211L212 219H210ZM233 217H232V218H233ZM143 218L145 219V221H144ZM163 218H164V219H163ZM174 218H177V219H174ZM185 218H186V220H185ZM191 218H192V221H191ZM198 218H199V219H198ZM200 218H202V219L200 220ZM213 218H214L215 220H214ZM236 218L238 219V217H236ZM263 218H264V217H263ZM263 218H261L262 220H261V219L259 220V222L261 221V222L259 223V224H261V226H260L259 229L262 228V225H263V227H264V219H263ZM158 219H159V221H158ZM160 219H161V220H160ZM162 219H163V220H162ZM166 219H167V220H166ZM171 219H174V220H171ZM183 219H184V220H183ZM187 219H189V220H187ZM203 219H204V220H203ZM218 219H219V220H218ZM130 220H131L132 222H131ZM148 220H149V221H148ZM165 220H166V221H165ZM168 220H169V221H168ZM206 220H207V221H206ZM217 220H218V221H217ZM133 221H134V222H133ZM147 221H148V222H147ZM154 221H155V223H154ZM174 221L176 222V224H175ZM181 221H182V222H181ZM188 221H189V223H188ZM195 221H196V222H195ZM199 221H200V223H199ZM201 221H202V222H201ZM203 221H204V222H203ZM205 221H206V222H205ZM210 221H211V222H210ZM214 221H215V222H214ZM242 221H243V222H242ZM262 221H263V223H262ZM135 222H136V223H135ZM149 222H150V224H149ZM183 222H184V223H183ZM191 222H192V223H191ZM246 222H247V221H246ZM129 223H130V224H129ZM134 223H135V225H133ZM161 223H162V224H161ZM164 223H165V225H164ZM179 223H180V224H179ZM194 223H197V224H196V227H195V224H194ZM201 223H202L203 226L201 225ZM214 223H215V224H214ZM216 223H219V224H216ZM241 223H240V224H241ZM128 224H129V225H128ZM160 224L162 225V227H163V225H164V227L162 228ZM166 224H167V227H168V228L166 227ZM171 224H172V225H171ZM181 224H182V225H181ZM183 224H184V225H183ZM189 224H190L191 226H189ZM144 225H143V226H144ZM159 225H160V226H159ZM177 225H178V226H177ZM198 225H200V226H198ZM206 225H208V226H206ZM129 226H130V227H129ZM150 226H151V227L153 226V227L151 228ZM157 226H158V227H157ZM185 226H187V227L185 228ZM216 226H217V227H216ZM141 227H142V228H141ZM171 227H172V229H171ZM174 227H175V229H173ZM178 227H182V228H184V229L181 230V228H178ZM191 227H192V228H191ZM193 227H195V229H194ZM203 227H204V228H203ZM205 227H206V229H205ZM207 227H208V229H207ZM127 228H128V229H127ZM140 228H141V230H140ZM150 228H151V229H150ZM161 228H162V229H161ZM165 228H166V229H165ZM188 228H189V230H188ZM199 228H200V229H199ZM230 228H231V227H229V229H230ZM232 228H233V227H232ZM129 229H130V230H129ZM158 229H159V230H158ZM176 229L179 230V232H178ZM185 229H186V230H185ZM196 229H197V230H196ZM198 229H199V230H198ZM204 229H205V231H204ZM213 229H212V231H213ZM233 229H234V228H233ZM137 230H138V231H137ZM150 230H151V232H150ZM160 230H161L162 232H161ZM175 230H176V231H175ZM187 230H188V231H187ZM190 230H192V231H190ZM194 230H196V231H200V230H201L202 232H200V234L203 233V235H202L203 238L201 237V235H198L199 238L197 239L198 236L196 237V235H193V233H194L193 231H194ZM208 230H209V231H208ZM214 230H215V229H214ZM126 231H127V232H126ZM141 231H143L144 233L141 232ZM154 231H155V232H154ZM163 231H164V232H163ZM171 231H172V232H171ZM189 231H190V232H189ZM218 231H219V230H218ZM181 232H182V236L184 235L185 238L187 237L186 239H188V243H186V244H189V242L191 243V244L187 245V247H186L187 249H186V248H183L180 244H179L180 246L177 245L178 243H176V242L173 240V238H172L173 235L179 236V234H180V236H181ZM191 232H193L192 235L195 236V238H192V240H191L190 237H189ZM204 232H205V233H204ZM139 233H140V234H139ZM142 233H143V234H142ZM149 233H150L151 236L149 235ZM154 233H155L156 235H155ZM164 233H166V234H165V237H164V236H163V237H160V236H162V234L164 235ZM172 233H173V234H172ZM174 233H175V234H174ZM177 233H178V235H177ZM184 233H185V234L187 233V234L185 235ZM235 233H236V229L234 230V235H235ZM125 234H126L128 237L125 236ZM153 234H154V235H153ZM158 234H160V236H159ZM167 234H168V235H167ZM171 234H172V235H171ZM197 234H199V232H197ZM208 234H209V235H208ZM213 234H214V236H213ZM215 234H216V235H215ZM142 235L144 236L143 238H142ZM145 235H146V237H145ZM170 235H171V236H170ZM188 235H189V236H188ZM192 235H191V236H192ZM206 235H207V236H206ZM236 235H239V233H236ZM138 236H140V237H138ZM153 236H154V237H153ZM184 236H183V237H184ZM193 236H192V237H193ZM152 237H153V238H152ZM155 237H156V239H155ZM188 237H189V238H188ZM209 237H211V238L209 239ZM244 237H247V236H242L241 238H244ZM139 238H140V240H139ZM159 238H160V239H159ZM161 238H162V239H161ZM166 238H167V239H166ZM169 238H170V239H169ZM171 238H172V239H171ZM205 238H206V239H205ZM151 239H152V240H151ZM154 239H155V240H154ZM193 239H195L196 241H193ZM202 239H203V240H202ZM204 239H205V240H204ZM127 240L130 241V242H127ZM145 240H146V242H145ZM149 240H150V242H152L151 244H149V243H150ZM158 240H159V241H158ZM168 240H169V241H168ZM189 240H190V241H189ZM198 240H199L201 243L198 242ZM244 240H247V241H248V238H247V239L245 238ZM143 241H144V242H143ZM153 241H154V242H153ZM156 241H157V242H156ZM171 241H172L173 243H172ZM192 241H193V243L195 242L194 245H192ZM126 242H127V244H126ZM158 242H159V243H158ZM160 242H162V243H160ZM167 242H168L169 244H168ZM206 242H204V243L206 244ZM154 243H156V244H154ZM164 243H165V244H164ZM170 243H171V244H170ZM174 243H175L176 245H175ZM128 244H129V246H128ZM140 244H139V245H140ZM142 244H143V245H142ZM162 244H164V245H162ZM166 244H167L168 246H167ZM186 244H185V245H186ZM195 244H196V248H194V249H197V252L195 251V252L193 253V250H194L193 247H195ZM146 245H148V246H146ZM159 245H161V250H159V249H160ZM237 245L239 246V244H237ZM237 245H236V246H237ZM259 245H260V246H258V248L256 247L257 249H256V248H255V249H256L257 251H259V248H260L261 251H262V250H263V249H262V244H259ZM143 246H146V247L143 248ZM162 246H163V247H162ZM169 246H171V247H169ZM177 246H178V249H179L180 247H181L180 250L183 249L182 252L186 250L187 253H188V252H192V253H191L192 255H190V257H189V256H188L189 254L186 253V256H184V255H182V254H185L186 251H185L184 253H182L180 250H179V251H180L179 253H182V254H180V255L177 254L178 252H177L176 250L174 251L173 249H171V248H174V247L176 248ZM189 246H191L192 249H191ZM192 246H193V247H192ZM198 246H200V248L203 247V246H204V247L200 250V248H199ZM236 246H235V247H236ZM153 247H154V248H153ZM156 247H157V249H155ZM165 247H166V248H165ZM167 247H168V248H167ZM184 247H185V246H184ZM125 248H126V249H125ZM128 248H130V250H128ZM162 248H164V250H163ZM169 248H170V249H169ZM175 248H174V249H175ZM189 248H190V249H189ZM198 248H199V249H198ZM143 249H144V250H143ZM147 249H148V250H147ZM154 249H155V250H154ZM165 249H167V250H165ZM168 249H169V250H168ZM184 249H185V250H184ZM146 250H147V251H146ZM149 250H151V252H150ZM153 250H154V252H153ZM157 250H159V251L157 252ZM170 250H171V251H170ZM172 250H173V251H172ZM190 250H192V251H190ZM198 250H199V253H198ZM203 250H204V249H203ZM230 250L232 251V249H230ZM129 251H130V252H129ZM142 251H144V252H142ZM163 251H166V252H163ZM200 251H201V252H200ZM233 251H234V250H233ZM236 251H237V249H236ZM148 252H149L150 255L147 254ZM160 252H162L163 254H162V253L160 254ZM169 252H171V253H169ZM173 252H174V253H173ZM155 253H156V254H155ZM165 253H166L167 255H166ZM168 253H169L170 255H172V257H171V256L169 257ZM126 254H127V257H126ZM145 254H146V255H145ZM96 255H97V254H96ZM144 255H145V256H144ZM158 255L162 257V258L160 257V260L157 259V258L159 257ZM164 255H165V256H164ZM176 255H177L178 257H177ZM152 256H153V257H152ZM173 256H174V257H173ZM197 256H198V255H197ZM142 257H143V258H142ZM146 257H148V258L150 257V258L148 259V258H146ZM155 257H156V258H155ZM163 257H164L165 259H164ZM181 257H183V258H181ZM186 257H187V258H186ZM144 258H145V260H144ZM154 258L157 259V260H155ZM169 258H171V260H169ZM173 258H174V259H173ZM179 258H181V259H179ZM193 258H194V261H195V262H194V261L192 262V259H193ZM193 258L190 259V261L188 260L187 264H189V263H191V262H192L193 264L196 263L195 256H193ZM146 259H147V262H146ZM151 259H152V261H151ZM153 259H154V260H153ZM162 259H163V260H162ZM166 259H168V260H166ZM182 259H185V261H183ZM149 260H150V261H149ZM172 260H173L175 263H174ZM176 260H177V261H176ZM156 261H159V262H156ZM145 262H146V263H145ZM153 262H156V263H153ZM160 262H161V263H160ZM176 262H177V263H176ZM136 263H133V264H136Z\"/></svg>",
  "mask_w": 264,
  "mask_h": 264
}]
</instances>
